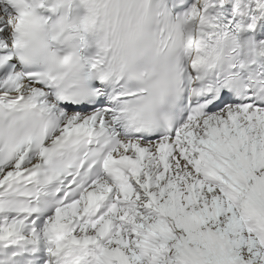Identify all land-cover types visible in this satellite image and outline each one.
Segmentation results:
<instances>
[{"label":"snow or ice","instance_id":"snow-or-ice-1","mask_svg":"<svg viewBox=\"0 0 264 264\" xmlns=\"http://www.w3.org/2000/svg\"><path fill=\"white\" fill-rule=\"evenodd\" d=\"M0 264H264V0H0Z\"/></svg>","mask_w":264,"mask_h":264}]
</instances>
